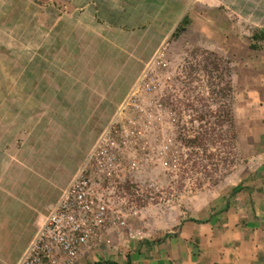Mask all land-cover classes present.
Instances as JSON below:
<instances>
[{"label": "rangeland", "instance_id": "1", "mask_svg": "<svg viewBox=\"0 0 264 264\" xmlns=\"http://www.w3.org/2000/svg\"><path fill=\"white\" fill-rule=\"evenodd\" d=\"M69 1L0 0L6 14L0 13V34L2 17L8 21V14H17L21 26L17 33L10 27L7 34L11 38L17 35L21 42H16L24 49L21 53L18 49L17 54L14 45L5 47L0 40V85L17 82L27 86L16 92L0 90V105L2 98H8L3 114L19 110L20 117L19 122L2 126L26 130L34 125V134H22L11 150L20 159V166L15 164L7 171L0 168V190L6 192L3 195L0 191V224L5 217L10 221L9 245L0 241L1 261L11 263L26 249L42 227L43 216L53 208L106 129L113 133L115 128L120 132L137 125L146 130V137L128 139L134 146L130 156L137 163L133 176L127 173L126 182L111 183L123 198L116 205L127 214L125 226L114 231L112 238L124 231L126 239L155 244L195 213L210 210L218 215L225 209L231 188L264 176V41L253 39L258 30H264V0H209L212 5L208 11L204 10L205 0L198 4L195 0H176L161 6L160 11L147 10L145 4L134 11L127 0H87L97 5L99 17H110L114 24L134 22L135 28L130 32L127 27L106 28L104 36L112 42L98 49L90 38L88 44L78 39L69 42L73 49L64 41L54 44L50 55H71L63 65L72 75H56L62 80L50 87L51 76L42 74L45 68L36 65L38 57L28 66L23 60L22 67L16 63L17 57L25 58L31 50L33 34L24 25L33 13L31 5L50 9L47 12L54 22ZM11 3L23 9L10 12ZM254 44L260 48L253 50ZM47 45H43L45 49ZM195 48L214 51L233 66L236 140L229 142L221 133L217 145H209L208 153L185 144L200 130V121L194 118L206 114L211 104L207 77L183 71ZM80 80L86 86L76 95L73 81ZM15 93L16 98L10 99ZM128 97L133 98L130 106L123 103ZM117 141L122 140L118 137ZM109 237L86 249L91 248L87 254L85 251L86 264L106 262L100 250H107L104 244L111 241ZM121 252L118 263L124 261L125 251Z\"/></svg>", "mask_w": 264, "mask_h": 264}, {"label": "crops", "instance_id": "2", "mask_svg": "<svg viewBox=\"0 0 264 264\" xmlns=\"http://www.w3.org/2000/svg\"><path fill=\"white\" fill-rule=\"evenodd\" d=\"M127 1L129 5H134L131 9L134 11L139 10L141 4H145L147 10L160 11V9H162L161 6L170 5L171 2L176 0L150 1L153 2V4L150 2L144 3L141 0ZM198 1L199 0H195L194 2L198 4ZM15 4L16 3L9 4L10 7H8L7 10L12 8L10 10L11 12L13 10L23 9L22 5ZM210 5L209 0H205L204 10L208 11ZM4 8L5 5L0 2V13H2V15H6L3 12L5 10ZM103 8L104 7L101 6L100 10L103 11ZM30 9L33 13L30 12V14H32L26 19L27 23L24 26H29L31 29L30 34H33L31 50H29L30 52L27 51L28 54L25 58L17 57L16 63L19 64V67H22L23 65H21V62L23 60V64L28 66L31 60L35 62V56L38 57L36 65H41V67L45 68L42 74L51 76L50 87H54L55 84L58 85V83L61 82V77L57 79V77H55L56 75H72L64 67L67 59H69L71 55L69 57H61L56 53L50 55L51 47L54 44H58L59 41H64V44L71 47L72 45L69 42H74L78 39V42H85L88 44V38H90V40H95L94 45L96 47H93L98 49L102 47L103 44L109 45L112 42L109 36H104V30L108 31L106 28L119 27L124 30L127 27V31L129 32L135 28L133 27L135 25L134 22L125 21L124 23L114 24L111 22L110 17H99L97 5H92V3L87 0H70L64 5L63 9L61 8V11H64H62V15H59L54 22L50 20V12H47L50 11V9L47 10L39 6V4L37 8L31 5ZM24 15L28 16L29 14ZM8 16L10 17L8 21H5L4 16L2 17L3 30L0 34V40L4 43L5 47H8V43L9 46L10 44L12 47L14 45L17 49H14V51L19 54L24 50L23 45L19 44L21 41L16 40L17 35L14 34L11 38L7 32L11 27L17 33L18 28L21 26V21L17 14L10 13ZM109 20L110 24L108 23ZM39 32L42 33V35H40ZM129 32L127 33L128 36ZM73 33L75 34L72 35ZM113 33L114 32L110 35ZM125 33L124 31L122 35ZM88 34L91 35V37H88ZM46 43H48L47 49L43 46ZM71 48L73 49V47ZM119 50L124 51V48ZM70 54L72 53L70 52ZM4 74L6 75V71H4ZM135 83L134 81V84ZM73 85L76 87L74 90H77L76 95L83 92L86 86L83 80L73 81ZM23 87L27 86H22V84L17 82H5L0 85V90H11L16 92L21 91ZM16 95L17 93L10 99H15ZM4 98L1 99L2 104L0 105V168L7 171L15 167V164L20 166V159L17 154L11 150L19 142L22 134L24 136H29V134L31 135L32 133L34 134V125H32V127L29 125V129L26 130L21 126L16 128L11 126L7 127V125L6 127L2 126V124L8 122L11 124H13V122H19L18 120L20 118H17L19 110L14 111V113L10 111L12 112L11 115L3 114V112L6 113L7 111L5 102L8 99ZM26 100L30 103L27 97L25 98V101ZM39 101L41 102V100ZM30 104L32 105L33 103ZM27 116L29 119L33 118L31 113H28ZM31 122L34 123L37 121L31 120ZM247 183L237 185L230 189V194L226 198V203H224L225 209L218 213V215L210 210L202 214L195 213L191 215L190 218L183 220L180 227L178 226L177 231L168 233L155 244H151L147 241L138 243L135 240L131 241V239H126L127 237L125 238L124 231H122V233L120 232L117 237L112 238V233L118 230L110 229L106 234L110 236L109 238L111 241L109 243L108 240L105 242L107 244L104 245H108L107 250L102 252L100 250V255L101 257H105L106 261L119 262V254L122 253L121 251H125L122 257L124 261H121L119 264H128L129 258L131 264H264V176L260 175V178L256 179V181L252 180L248 184ZM0 191L3 195H6V192L3 190ZM60 196L55 201L53 207ZM223 205H218L216 207L219 208ZM52 209L46 216H43V225ZM8 218L9 217L2 218V223L0 224V241L1 243L3 242V244L6 242L7 246L9 245L7 237L8 225L10 224ZM39 230L34 233L31 241H29L26 249L20 256L16 257L11 263L4 260L1 261L0 259V264H18ZM131 231L132 230L129 232L130 234ZM106 234H104V239H108ZM118 237L120 238L117 239ZM140 244H145L141 245L145 246L144 249H139L141 246L138 245ZM129 249L132 251L131 253ZM89 250H91V248L86 251V254ZM103 252L104 254H102ZM126 253H128L129 256H127ZM86 254L79 259L78 264H86ZM100 262L105 261L102 260Z\"/></svg>", "mask_w": 264, "mask_h": 264}, {"label": "built area", "instance_id": "3", "mask_svg": "<svg viewBox=\"0 0 264 264\" xmlns=\"http://www.w3.org/2000/svg\"><path fill=\"white\" fill-rule=\"evenodd\" d=\"M131 101L128 97L123 103L130 106ZM145 131L134 125L120 132L106 129L100 135L18 264H78L108 230L125 226L127 214L116 205L123 198L111 183L121 184L128 174L133 176L137 163L130 156L134 146L128 139H142Z\"/></svg>", "mask_w": 264, "mask_h": 264}, {"label": "trees", "instance_id": "4", "mask_svg": "<svg viewBox=\"0 0 264 264\" xmlns=\"http://www.w3.org/2000/svg\"><path fill=\"white\" fill-rule=\"evenodd\" d=\"M177 34H175V37ZM253 39L258 43L264 41V30H258ZM257 50L260 46H251ZM190 58L186 59L183 71L186 73L203 74L207 77L206 88L208 90V100L211 104L207 105L208 112L201 114L199 118H194L197 123L200 121L199 131L195 138L185 140L186 146L202 149L203 153H208V147L216 146L224 134L229 142L236 140L234 116L232 111V101L234 96L233 86V66L232 62L218 53L202 48H195L190 53ZM189 73V74H190ZM192 108V106H190ZM199 119V120H198ZM223 136V137H225ZM199 153H194L197 156ZM211 158V156H209ZM234 193V192H233ZM236 193V192H235ZM95 264H119L118 262L106 261ZM128 264H131L129 258Z\"/></svg>", "mask_w": 264, "mask_h": 264}, {"label": "clouds", "instance_id": "5", "mask_svg": "<svg viewBox=\"0 0 264 264\" xmlns=\"http://www.w3.org/2000/svg\"><path fill=\"white\" fill-rule=\"evenodd\" d=\"M80 168V167H79ZM78 171V170H77ZM77 173V172H76ZM75 176V175H74Z\"/></svg>", "mask_w": 264, "mask_h": 264}]
</instances>
